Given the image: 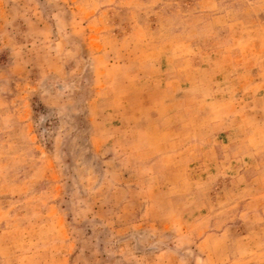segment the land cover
<instances>
[{
	"label": "rangeland",
	"instance_id": "obj_1",
	"mask_svg": "<svg viewBox=\"0 0 264 264\" xmlns=\"http://www.w3.org/2000/svg\"><path fill=\"white\" fill-rule=\"evenodd\" d=\"M0 264H264V0H0Z\"/></svg>",
	"mask_w": 264,
	"mask_h": 264
}]
</instances>
